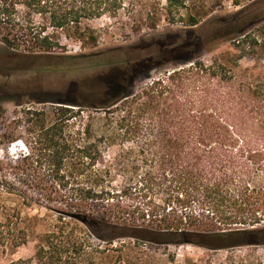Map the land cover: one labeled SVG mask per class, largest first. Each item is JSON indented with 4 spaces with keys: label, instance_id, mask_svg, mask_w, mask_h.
Here are the masks:
<instances>
[{
    "label": "trees",
    "instance_id": "trees-1",
    "mask_svg": "<svg viewBox=\"0 0 264 264\" xmlns=\"http://www.w3.org/2000/svg\"><path fill=\"white\" fill-rule=\"evenodd\" d=\"M127 1L0 0V41L21 55L56 59L57 68L46 61L44 69L68 70L72 60L100 53L69 55L62 37L95 47L99 37L87 21L117 17ZM135 8L139 29L156 28V0H138ZM185 8L188 0L162 6L169 21L187 26L206 15L184 14ZM258 24L260 34L250 30ZM228 41L240 51L236 57L222 52L210 63L200 57ZM154 43L101 62L109 70L94 82L36 99L49 106L24 110L28 136L17 137L28 147L22 158L28 165L16 168L27 174L19 182L28 190L21 196L28 206L53 211L60 226L46 233L37 264H63L85 251L80 236L64 232L72 224L106 243L131 237L210 250L264 245V72L240 68L258 48L264 57V8L224 19L210 34ZM168 63L173 67L162 70ZM12 219L0 222V239ZM11 241L24 244L27 233ZM222 264L264 262L251 251Z\"/></svg>",
    "mask_w": 264,
    "mask_h": 264
},
{
    "label": "rangeland",
    "instance_id": "rangeland-1",
    "mask_svg": "<svg viewBox=\"0 0 264 264\" xmlns=\"http://www.w3.org/2000/svg\"><path fill=\"white\" fill-rule=\"evenodd\" d=\"M146 1L151 3L155 0ZM237 1L240 3H236ZM137 3L138 0H128L126 8L115 18L104 15L87 21L99 37L95 47H83L80 41L63 36L62 41L66 44L69 55L100 53L88 62L72 60L70 65L72 68L68 70L44 69L42 66L47 65L46 61L57 68L54 63L56 59L21 55L0 41V222H4L7 215L13 217L11 229L6 228V238L0 239V264H11L22 259H32V264H37L36 252L40 244H45L46 233L60 231L59 219L53 211L38 204L28 206L21 196L28 190V186L20 183L19 179L26 178L27 174L24 172L18 174L20 170L16 167L22 169L28 165V162L22 161L28 153V147L22 138L17 136H28V123L25 122L27 115L24 112L26 108L39 109L49 106L51 103H39L36 99L45 98L50 93L55 95L64 89L75 90L77 84L98 80L101 73L109 70V67L102 65L101 62L121 60L126 52H132L134 48L138 50L139 46L143 48L152 46L160 39L177 38L191 33L210 34L224 19L232 18L251 7L255 10L257 7L264 8V0H188L189 8L183 9L184 14L193 11L206 15L198 25L187 26L180 21L175 23L169 21L162 9L165 0H156V6L160 8V20L156 28L139 29L141 25L135 24L133 19ZM253 4L255 5L252 6ZM144 9L145 7L138 6L137 10ZM259 26L258 24L251 27L250 30L260 34L257 30ZM138 44L139 46H135ZM256 50L253 58L246 57L240 60V68L256 67L251 71L254 75L264 72L262 50L260 48ZM222 52H229L236 57L240 51L233 42L228 41L216 45L214 49L202 51L200 57L210 63L212 57ZM234 61H230L229 64H235ZM69 64L70 61L67 65ZM76 67L78 68L75 69ZM172 67L173 65L168 63L162 70ZM139 84L144 85L141 81ZM20 140L22 145L18 143ZM122 180V177H117L114 185H120ZM28 192L32 194V191ZM24 232L27 233L26 243L15 245L11 238L23 235ZM64 232H73L80 236L84 241L85 251L70 253L68 261L63 264H222L232 253L247 254L251 251L258 254L264 262V245L210 250L190 244L145 243L131 237L117 238L111 243H106L96 239L85 227L77 224L66 226Z\"/></svg>",
    "mask_w": 264,
    "mask_h": 264
},
{
    "label": "water",
    "instance_id": "water-1",
    "mask_svg": "<svg viewBox=\"0 0 264 264\" xmlns=\"http://www.w3.org/2000/svg\"><path fill=\"white\" fill-rule=\"evenodd\" d=\"M69 216L70 217H73V218H77V219H79L80 217H79V215H77V214H74V213H72V214H69Z\"/></svg>",
    "mask_w": 264,
    "mask_h": 264
},
{
    "label": "bare ground",
    "instance_id": "bare-ground-1",
    "mask_svg": "<svg viewBox=\"0 0 264 264\" xmlns=\"http://www.w3.org/2000/svg\"><path fill=\"white\" fill-rule=\"evenodd\" d=\"M18 141H19V140H18ZM18 141H17V142H18ZM18 143H19V145H22V142H21V140H20V142H18ZM23 147H24V146H23Z\"/></svg>",
    "mask_w": 264,
    "mask_h": 264
}]
</instances>
